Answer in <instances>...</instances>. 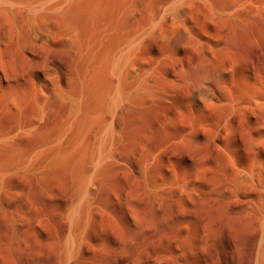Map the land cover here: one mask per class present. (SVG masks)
Instances as JSON below:
<instances>
[{
	"label": "rangeland",
	"instance_id": "374dc122",
	"mask_svg": "<svg viewBox=\"0 0 264 264\" xmlns=\"http://www.w3.org/2000/svg\"><path fill=\"white\" fill-rule=\"evenodd\" d=\"M160 1L148 0L125 27L144 26ZM211 2L186 8V37L160 24L156 31L164 32L137 43L131 63L157 86L150 83L154 94L134 93L113 117L102 113L115 142L98 174L91 131L75 171L15 164L67 117L69 101L59 98L35 115L47 103L37 80L43 63L56 65L53 81L73 88L76 59L60 41L35 46L24 32L12 40L0 33V264H264V0ZM208 54L219 64L204 76ZM185 69L198 79L183 80ZM200 75L208 78V97L196 86ZM92 173L95 192L73 232L68 211L78 179Z\"/></svg>",
	"mask_w": 264,
	"mask_h": 264
},
{
	"label": "bare ground",
	"instance_id": "6f19581e",
	"mask_svg": "<svg viewBox=\"0 0 264 264\" xmlns=\"http://www.w3.org/2000/svg\"><path fill=\"white\" fill-rule=\"evenodd\" d=\"M207 2H211V0H161L157 4L156 9L154 8L153 11L148 12V22L144 26L134 29L125 27L127 20H129L131 15L146 8L148 0H0V33H7L5 37L12 40L16 36L14 34H17L18 39H20L24 36L22 33L24 32L28 36L29 41H31L30 43L35 46H47L55 41L62 42V48L73 54L76 59V76L78 77V79L77 77L75 79V81L77 80L75 87L63 88L57 81H53L51 78V75L55 73L56 65L51 62L43 63V68L37 80L39 81L40 87H44L47 90V103L36 105L34 109L35 115L41 117L50 103L49 99L59 98L69 101L67 117L53 135H44L42 138L40 136L35 150L26 158L25 156L22 159L14 158L16 161L13 160L15 164L25 169L45 166L51 167L53 165H60L59 167L65 166L62 169L73 168L75 164L79 165L86 154V147L84 148L85 151L83 149V139L86 133H90L89 131H91L95 132V140L97 139V142L96 149L92 148L94 155L93 157L90 156L93 158V172L98 174V170L103 165L104 159L106 158L105 161H107L109 156L111 158L112 146H114L113 142H115L112 121L110 120L108 122L105 118V121L102 120L104 112L109 115L110 113L113 114L120 103L122 104L127 99L131 100L133 94L137 91H142V93L144 91L146 93L147 91H151L153 94V91H155V87L153 89L151 88V84L155 85V83H151L148 77L151 73L148 72L146 74L148 76L146 77L142 74L143 77H140L142 72L139 73V70L141 68L138 70V67L131 63L137 50L136 46L141 43L139 40L149 35L158 34L160 31H163V28L169 31L168 33H173V30L176 32L177 29L178 32L176 33H179V36L184 37L185 35L186 37V33H190V31H186L189 29L187 24L183 23L185 22L183 18L186 17V8L193 4L204 5ZM212 8L215 11L211 9L213 12L211 13H218L217 16H219L221 11L217 12L216 10L218 8ZM180 23L186 25L187 29L182 24V27L184 26L185 29L180 27ZM160 24L163 26V28L159 27L162 30L159 31L157 29L158 31H156V26ZM174 33L173 35L176 38L178 35ZM19 34H22L20 38ZM122 39L125 40L121 43L120 41ZM197 44L201 45L200 42ZM201 46L207 47L205 43ZM109 55H112V58L110 57L111 60L110 58L108 60ZM217 58L214 55H206V59L204 60L207 63L203 64L205 65L204 68L201 66L203 69L199 67L203 70L201 74L207 76L208 73L213 72ZM186 70H182V74H180L184 78L183 80H191L193 77L198 76L194 72L195 70ZM108 74L112 79L111 86L109 88L107 86L108 83H106L107 87L104 86L105 88H102L103 82L109 79ZM197 74L200 73L198 72ZM219 74L220 78L223 79L225 76L224 70H220ZM152 75L156 76L154 74ZM203 75H200L199 78L203 79ZM151 78L154 81L156 79L154 77ZM206 78L204 77L205 81L201 80L203 82V84H200L201 87L196 80V84H198L196 86L200 87V89L197 87L198 90L207 93L204 96L213 94L211 88L207 85L208 78ZM75 81L74 83H76ZM156 88L158 89V87ZM201 91L200 93L202 94ZM99 97H103V99H99ZM91 98L98 100H96L92 107H89L87 102ZM116 142L118 143V141ZM1 158L3 159V157ZM13 161H11V164L14 163ZM2 164L0 163V179L4 174L3 169H6V166L3 168ZM11 166L12 168L18 167H13L14 164ZM72 170L75 171L74 168ZM93 176L92 173L87 174L84 180L83 178L78 179L82 180V183H79L81 185L80 187L77 186V200L75 203L73 202L72 207L68 211V218L70 219L69 222L72 223L73 232L77 228L76 226L80 225V223L78 225L77 223L85 216L86 210H88L86 205L88 206L90 196L95 192ZM76 184L78 185V182ZM73 235L72 233L68 237V241H66L65 251L67 255L71 254L76 243V237Z\"/></svg>",
	"mask_w": 264,
	"mask_h": 264
}]
</instances>
